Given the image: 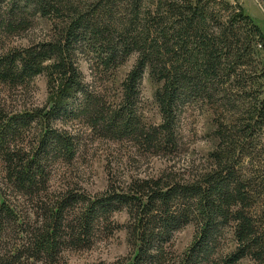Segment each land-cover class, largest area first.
<instances>
[{
  "label": "trees",
  "instance_id": "obj_1",
  "mask_svg": "<svg viewBox=\"0 0 264 264\" xmlns=\"http://www.w3.org/2000/svg\"><path fill=\"white\" fill-rule=\"evenodd\" d=\"M145 76L158 123L144 113ZM38 77L42 107L0 97V264H67L66 252L121 230L120 211L130 253L110 264H264V33L239 5L0 0V86L24 94ZM204 114L215 143L186 172L107 171L94 195L53 187L59 166L83 158L84 133L169 160L184 148L186 120ZM189 225L194 238L178 255L175 237Z\"/></svg>",
  "mask_w": 264,
  "mask_h": 264
},
{
  "label": "rangeland",
  "instance_id": "obj_2",
  "mask_svg": "<svg viewBox=\"0 0 264 264\" xmlns=\"http://www.w3.org/2000/svg\"><path fill=\"white\" fill-rule=\"evenodd\" d=\"M233 5H239L243 11L248 14L261 28L264 33V0H227ZM39 31L27 35L34 37ZM26 37V38H27ZM11 45H25L24 40H13ZM133 60L121 68L118 73V82L121 81L130 70ZM81 71L86 78L90 80L87 66L80 64ZM117 82V85H118ZM117 87V86H116ZM115 86L108 88L115 90ZM156 85L145 76L141 96L144 105V113L151 123L159 122V113L154 102V91ZM9 96V101L13 108L26 105L27 108L42 107L47 100L46 79L38 77L29 91L19 93H9L0 86V97ZM213 126L209 115H194L186 120L183 127L184 148L179 156L161 160L148 156H141L127 144L111 143L103 140H91L84 133L86 149L82 159L78 160L74 166H59L52 182L55 189L66 188L67 185L72 189L86 192L89 195L101 193L106 190L108 183L107 171L112 174L114 179H133L146 176H155L160 171L172 167L176 171H188L191 167L197 165L204 156L214 146L212 137ZM84 131H79L82 134ZM58 174V175H57ZM116 225L122 226L109 238H100L99 242L90 249L72 250L64 254L67 264H98L113 263L118 259L126 257L129 253L127 244V233L124 226L127 223L125 211L116 213L113 217ZM195 235V229L189 225L179 232L175 237L174 250L176 254L181 255L192 243Z\"/></svg>",
  "mask_w": 264,
  "mask_h": 264
}]
</instances>
